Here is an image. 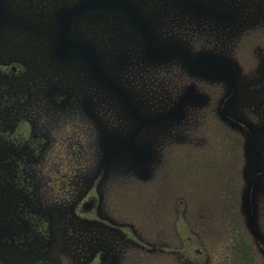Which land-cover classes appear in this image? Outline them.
<instances>
[{"label": "flooded vegetation", "instance_id": "flooded-vegetation-1", "mask_svg": "<svg viewBox=\"0 0 264 264\" xmlns=\"http://www.w3.org/2000/svg\"><path fill=\"white\" fill-rule=\"evenodd\" d=\"M234 7V11H240L238 2ZM5 9L6 1L0 0V27L4 22L12 27L11 21L13 27L16 26L10 10ZM237 41L227 40L232 52L224 50L220 55L230 61L227 70L221 65L204 66L202 63L193 68L185 58L193 73L207 77L201 83L205 86L199 96L201 103L193 105V90L199 91L198 87L189 86V95L183 100L186 110L175 108L172 102L165 107L172 113L169 117L177 118L180 126L181 121L186 123L190 114L188 109H208V117H221L219 127L222 136H215V128L211 136L203 128L199 135H194L195 128L192 127V132L188 131L185 139H216L215 143L202 142L201 146L195 145L194 148L189 143L183 152L182 162L174 154L162 158L164 164L156 165L154 169L149 168V164L159 152L155 153V149L152 150L148 144H138L135 139L114 141L115 146L104 141L102 168L96 167L95 159L90 161V165H85L83 158L87 154L73 152L79 147L67 148L71 146V141H64L86 139L85 127L80 126L79 134L73 136L68 133L69 128L65 129L67 134L58 130L57 134L52 132L50 135L45 117L46 96L42 97L39 92L31 97L28 92L31 89L20 87L27 84L24 65L0 56V189L8 190L7 195L10 192V197L6 196L8 201L0 199V245L10 248L17 242L23 248L36 252L32 255L37 261L35 264L48 262L44 261L47 250H44V242L47 243L50 238L52 225L47 214L34 213L29 205L36 196L49 194L56 205L70 204L71 216H64L63 212L55 216L62 222L73 218L88 224V229L93 225L96 229L102 225L120 230L121 238L116 242L119 248L113 255L99 250L85 264H264V194H255L256 179L264 174V151L258 146L255 130L263 133L264 122L260 126L255 123L256 118L253 121V117L249 125L241 121L239 106L231 103V99L239 97L240 90H245L253 102L258 100L253 96L259 97L260 93L264 99V49L257 56L254 41L252 48L249 44L237 47ZM62 48L54 51L57 62L78 53L89 59L96 69L95 58L88 48L68 55L62 52ZM158 49H151L154 57ZM189 51L191 49L186 48L188 56L192 57ZM87 52L89 57L85 56ZM177 55L181 58L180 54ZM247 61L251 64L250 72H244V68L237 72L236 65ZM209 68H218L216 73L225 77L221 89L219 85L214 86L207 81L216 74L207 73L205 69ZM152 76L156 78L157 73L154 71ZM244 79L247 80L244 82ZM119 91L126 94L125 89ZM204 91L210 93L209 103H206L208 97L202 98ZM60 97L62 100H58L57 104L67 98L66 95ZM34 98L41 103L39 110L32 109V113L27 107L33 106L29 103L31 100L33 103ZM88 103L91 101L86 99L85 108ZM128 104L134 107L131 101ZM137 115L143 126H151L155 119L160 120L162 116L160 112L148 113L144 110L137 111ZM89 118L92 123L85 124L89 127L88 133L94 125L93 118ZM248 139L256 148L251 160L247 153ZM119 146L122 150H129L131 160L137 164L134 174H139L140 182L133 193L126 191L121 175L114 177L118 178L115 186L110 183L113 178L109 181L108 155ZM35 187H41V190L36 191ZM70 194L73 196L68 199ZM252 210L257 213L250 217L255 221L250 226L246 211ZM0 264H4L1 257Z\"/></svg>", "mask_w": 264, "mask_h": 264}, {"label": "rangeland", "instance_id": "rangeland-1", "mask_svg": "<svg viewBox=\"0 0 264 264\" xmlns=\"http://www.w3.org/2000/svg\"><path fill=\"white\" fill-rule=\"evenodd\" d=\"M5 1V11L10 10L17 24L13 27L14 23L11 21L12 27H9L7 22L1 25L0 56L24 65L27 71L25 79L27 84L20 87L31 89L32 91H28L31 97L39 92L43 94L42 97L46 96L45 117L49 124L50 135L52 132L57 134L58 130L65 132V129L69 128L68 133L73 136L79 134L80 126L85 127L86 139H75V142L72 139H64L66 142L71 141V146L67 148L79 147V150L75 148L73 152L87 154L83 158L85 165H90V161L95 159L96 167L102 168V162L105 159H103L104 141L112 146L116 145L114 141L120 139H135L138 144H148L152 150L155 149V153L159 152V155L154 156L149 164V168L154 169L156 165L164 164L162 158L172 157L174 154V157L180 158L178 161L182 162L183 152L189 147V143L193 144V148L195 145L201 146L202 142L215 143L216 139H185L187 132H192V127L195 128L194 135H199L200 129L203 128L204 132L211 136L215 128L217 130L215 136H222L219 127L221 117L219 115L216 119L208 117L206 114L208 109H188L190 114L187 116V124L185 120V124L181 121V127L177 118L169 117L172 113L165 107L172 102L176 105L175 108L186 110L183 100L189 95V86L198 87L199 91L198 93L193 90V105L201 103L199 96L202 93L201 88L205 87L201 83L206 81L207 77L193 73L188 63L196 67L195 59L200 55L215 57V55H223L224 50L227 53L232 52L229 49L232 46L228 47L226 42V38L230 39L231 34L225 33V30H230L231 25H227L228 29H222L221 25L223 22L221 7L231 0H184L187 5L181 0H133L136 10L142 16L141 19L144 22L147 19L149 23L146 21L152 32L150 47L143 33L138 31V28H134L117 11L78 15L71 22L68 37L84 44L91 51L96 66L100 68L99 72L89 59L78 53L70 54L57 62L54 52L60 47L63 15L84 0ZM196 1L199 5L197 12L191 7ZM241 1L248 9L255 0ZM261 10L264 12V5ZM251 11V9L247 10L246 15ZM243 15L239 12V16ZM255 19L250 29L246 27L236 34V36L240 35L237 47L249 44L252 48V41H254V49L257 56H260L262 54L260 51L264 49V17H260L259 8ZM234 40L237 39L234 38ZM154 47L160 49L167 47L169 53L165 55L166 53L159 52L154 57L151 51ZM186 48L191 49L192 53L189 51V55L192 57L188 56ZM177 54H180L182 59ZM224 60L230 63L228 59ZM238 60L242 61L241 58ZM236 66L237 72L242 68L244 72H250L251 64L248 61L238 63ZM209 69H205L207 73L219 71L218 68ZM154 71L157 73L156 78L152 76ZM207 81L211 85H219L221 89L222 81L225 83L226 80L221 73H216ZM111 85L119 87L121 91L125 89L126 94L115 91ZM244 91L240 90L239 97L236 100L231 99V103L239 106L241 121L249 125L253 117V121L256 118L255 123L262 126L263 96L260 97L261 93L259 97L253 96L258 99L253 102V98ZM203 93L202 98H207L210 94L207 91ZM64 95L67 96L65 101L57 104L58 100H62L60 96ZM127 96H129L128 100ZM86 99L91 101L87 108L84 107ZM129 101L133 103V108L129 106ZM40 103L36 99L33 103L31 100L29 104L33 106L27 108H30L33 113L32 109L39 110ZM206 103H209V97ZM142 110L148 113L160 112V115L163 113L168 118L162 115L160 120L155 119L151 126H143L137 115V111ZM89 116L94 120L90 133H88L89 127L85 125L91 122ZM255 133L258 146L261 151H264V132L259 130L257 133L255 130ZM120 146L114 147L108 155L109 181L113 178L110 183L115 186L118 178L114 177L121 175L122 179L124 178L126 191L133 193L140 182L139 174H134L137 172V164L131 160L130 151L122 150ZM15 188L11 189L12 194ZM35 189L40 191L41 187H35ZM197 190L200 189L197 188ZM7 193L8 190L1 188L0 199L8 201L9 198L6 196L10 197V192L8 195ZM255 194L257 196L264 194V174L256 179ZM72 196L73 194H70L68 199ZM52 199L49 194L38 195L34 198L35 201L30 202L32 205H29L32 206L30 209L34 213L47 214L49 224L52 225L48 244L44 242L46 246L44 250L47 249L44 261H48L45 264H85L99 250L113 255L119 248L116 242L121 238L120 230L116 228L111 230L102 225L97 229L94 225L88 229V224L73 218L62 222L55 216L60 212H63L64 216H71L70 204L56 205ZM120 206L119 208L122 207ZM256 213L253 210L246 211L250 226L255 223L250 217L255 216ZM12 245L10 248L0 245V257L4 264H35L37 262L32 256L36 254L34 250L23 248L24 246L18 245L17 242L14 246Z\"/></svg>", "mask_w": 264, "mask_h": 264}, {"label": "water", "instance_id": "water-1", "mask_svg": "<svg viewBox=\"0 0 264 264\" xmlns=\"http://www.w3.org/2000/svg\"><path fill=\"white\" fill-rule=\"evenodd\" d=\"M181 1L184 4L186 3L184 0H181ZM236 2H238V9H240L239 11L240 15L241 14L243 15V13H245V15L239 16V12L233 10L235 8L234 4ZM254 2H256L257 4ZM254 2H253V5H251L248 9L246 8V6H244V3H242L241 0H231L229 1L228 4L226 5L223 4V7H221V12L223 13V22L221 24L222 29H228L229 26L227 25H231L230 30H225V33L231 34L230 39H227L225 37L226 41L227 40L233 41L234 38L238 40L239 36H236V34L240 32L241 30H244L246 27L249 28L252 26V24L256 21L255 16L258 12V8H259L260 17L261 16L264 17V12H262L261 10L262 6L260 7V3L262 2V0H255ZM185 5H187V3ZM191 6H192V9L196 12L199 9V5L197 1L193 2ZM229 8H232V9H229ZM250 9L252 10L251 13L246 15L247 10H250ZM110 10L117 11L128 22H130L134 26V28L135 27L138 28L139 29L138 31H141L143 35L145 36L146 42H148L149 47H150V40H151L150 36L152 35V32L149 30L148 25L146 24L147 19L145 22L141 19L142 16L136 10L133 0H84V2H79L78 4H76L75 7H71L70 10L66 14L63 15L64 21H63V26L60 30L61 37H60V47H59V48L63 47L62 52H65V55H68L72 52H80L82 48H87L86 46H83L79 42H76L75 40L68 37V31H69V28L71 27L72 20H74L78 15H81L84 13H89V12L101 13V12L110 11ZM224 10L225 11L228 10V11L225 12ZM167 50H168L167 47H161V49L157 50V53L164 52V54L166 53L165 55H167V53H169ZM85 56L89 57L90 55L87 52ZM92 61L94 62L93 57H92ZM200 63H202L204 66L215 65V67H219L221 65L225 69L226 67L227 69L230 67V63L224 61V58L221 57L220 55H215V57H211L209 55L208 56L200 55V57H198V61L196 62V66ZM190 67H194V66H190ZM96 70L97 72H99L100 68L96 66ZM110 84L112 83L110 82ZM112 87H114L115 91L119 92V90H121L119 87L118 88H116V86H112ZM255 151H256V148L255 146H253L252 140L248 139L247 153H248L249 159L250 157H252L251 154L254 153ZM248 168L250 169L252 167L248 166ZM262 171H264L263 168H262Z\"/></svg>", "mask_w": 264, "mask_h": 264}]
</instances>
